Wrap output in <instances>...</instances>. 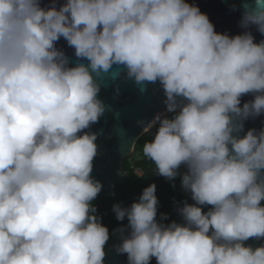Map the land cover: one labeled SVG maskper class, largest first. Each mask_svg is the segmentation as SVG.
<instances>
[{
    "label": "clouds",
    "instance_id": "clouds-1",
    "mask_svg": "<svg viewBox=\"0 0 264 264\" xmlns=\"http://www.w3.org/2000/svg\"><path fill=\"white\" fill-rule=\"evenodd\" d=\"M242 8L229 35L187 0H0V264H104L112 236L127 264H264V124L244 129L264 115V0ZM106 75L159 83L164 112L137 124L192 201H173L182 222L158 214L155 183L113 203L112 233L97 214Z\"/></svg>",
    "mask_w": 264,
    "mask_h": 264
},
{
    "label": "water",
    "instance_id": "water-1",
    "mask_svg": "<svg viewBox=\"0 0 264 264\" xmlns=\"http://www.w3.org/2000/svg\"><path fill=\"white\" fill-rule=\"evenodd\" d=\"M62 2L63 0H57V3ZM187 2L195 4L202 13L207 15L215 31L229 35L243 31L239 27V20L243 10L242 5L246 0H187ZM48 3L49 0H41L42 6ZM250 31L256 42L264 39L255 27H251ZM56 46L62 48L70 59H74L73 49L67 46L63 38L57 42ZM100 83L99 98L106 105V111L99 122L93 124L90 129L98 134L96 140L98 151L93 160L91 175L102 183V190L108 191L116 183H123L126 180L127 171L123 169V161L134 151L136 140L144 133L137 121L151 120L155 113L164 112L165 106L162 103L163 91L158 82L147 84L144 92L139 90L137 84L124 79L123 76L112 80L106 75L100 79ZM250 99H252L251 95H245L241 98V103ZM262 124H264V115L246 120L244 129H259ZM187 200L192 203L190 197ZM261 203L264 204V201ZM204 210L206 211L207 208ZM171 220L182 222L176 211ZM261 242V240L249 239L245 243L255 247ZM117 243L119 239L114 236L105 248L104 264H127L126 256L119 255L114 250V245Z\"/></svg>",
    "mask_w": 264,
    "mask_h": 264
},
{
    "label": "trees",
    "instance_id": "trees-1",
    "mask_svg": "<svg viewBox=\"0 0 264 264\" xmlns=\"http://www.w3.org/2000/svg\"><path fill=\"white\" fill-rule=\"evenodd\" d=\"M154 132L155 128L144 132L138 137L134 145L133 157L129 155L124 159L122 166L127 171L125 182L116 183L108 191L102 190L93 201L97 208V214L102 217V222L109 228L110 233H112L113 229L118 228L121 223L115 219L111 211L113 203L120 202L125 206L129 205L140 195L141 190L150 183L156 184V196L159 200L158 214H167L169 220L173 218L175 213L173 201L188 199L189 197L188 194L181 190L179 178H177L175 187H173L172 182L155 174V164L143 154V144L145 141L152 139ZM135 168H140L142 174H137L134 171ZM113 238L114 236L111 237L109 243ZM152 264H155V260H152Z\"/></svg>",
    "mask_w": 264,
    "mask_h": 264
},
{
    "label": "built area",
    "instance_id": "built-area-1",
    "mask_svg": "<svg viewBox=\"0 0 264 264\" xmlns=\"http://www.w3.org/2000/svg\"><path fill=\"white\" fill-rule=\"evenodd\" d=\"M134 171L139 175L142 174V170L140 168H135Z\"/></svg>",
    "mask_w": 264,
    "mask_h": 264
},
{
    "label": "rangeland",
    "instance_id": "rangeland-1",
    "mask_svg": "<svg viewBox=\"0 0 264 264\" xmlns=\"http://www.w3.org/2000/svg\"><path fill=\"white\" fill-rule=\"evenodd\" d=\"M131 157H133V152L130 154Z\"/></svg>",
    "mask_w": 264,
    "mask_h": 264
}]
</instances>
